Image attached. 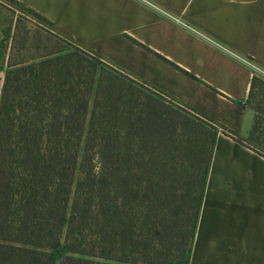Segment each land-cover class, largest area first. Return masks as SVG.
Returning a JSON list of instances; mask_svg holds the SVG:
<instances>
[{
    "label": "trees",
    "instance_id": "trees-1",
    "mask_svg": "<svg viewBox=\"0 0 264 264\" xmlns=\"http://www.w3.org/2000/svg\"><path fill=\"white\" fill-rule=\"evenodd\" d=\"M39 58L0 88V264H186L215 131L264 157V80L241 137L79 49Z\"/></svg>",
    "mask_w": 264,
    "mask_h": 264
},
{
    "label": "crops",
    "instance_id": "crops-1",
    "mask_svg": "<svg viewBox=\"0 0 264 264\" xmlns=\"http://www.w3.org/2000/svg\"><path fill=\"white\" fill-rule=\"evenodd\" d=\"M15 1L113 68L248 134L243 58L264 69V0ZM186 264H264V157L219 128Z\"/></svg>",
    "mask_w": 264,
    "mask_h": 264
},
{
    "label": "rangeland",
    "instance_id": "rangeland-1",
    "mask_svg": "<svg viewBox=\"0 0 264 264\" xmlns=\"http://www.w3.org/2000/svg\"><path fill=\"white\" fill-rule=\"evenodd\" d=\"M74 49H79L90 58H97L102 66L122 73L127 79L136 82L140 85L144 93L152 94L161 101L170 104L177 112V115L175 114V121H178L179 124L186 122V124L191 126L193 123V127L199 130H208L211 128L210 120L206 117L184 104L166 98L156 92L154 88L108 65L90 49L59 33L50 22L32 10L24 7L15 0H0V69L3 70V75L10 64H15V67L11 68L15 69L23 67L32 61H37L36 59H40L39 57L42 55L49 53H52V55L58 53L63 54ZM243 59L253 67V75L264 80V69L246 58ZM254 92L257 93V89ZM259 125L263 128L261 129L263 133L264 119L260 120ZM259 141L264 143L262 134L259 135ZM206 145L208 147V144ZM55 255L58 257L59 253L56 252Z\"/></svg>",
    "mask_w": 264,
    "mask_h": 264
},
{
    "label": "built area",
    "instance_id": "built-area-1",
    "mask_svg": "<svg viewBox=\"0 0 264 264\" xmlns=\"http://www.w3.org/2000/svg\"><path fill=\"white\" fill-rule=\"evenodd\" d=\"M142 1H146V0H142ZM146 2H148V1H146ZM150 4V3H149ZM151 6H153L154 8H156L154 5H152L151 4ZM160 11V10H159ZM164 16H166V17H168V18H170V19H174L172 16H170L169 14H167V13H164L163 11H160ZM174 20H176V19H174Z\"/></svg>",
    "mask_w": 264,
    "mask_h": 264
}]
</instances>
